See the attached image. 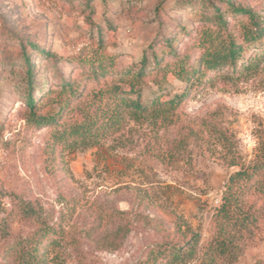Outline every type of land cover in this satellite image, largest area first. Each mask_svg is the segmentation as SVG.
Instances as JSON below:
<instances>
[{"label": "rangeland", "instance_id": "rangeland-1", "mask_svg": "<svg viewBox=\"0 0 264 264\" xmlns=\"http://www.w3.org/2000/svg\"><path fill=\"white\" fill-rule=\"evenodd\" d=\"M187 1L0 0V264H13L5 250L25 231L17 221L5 233L3 222L27 203L55 219L60 212L71 215L69 228L87 264H141L151 248L172 242L178 221L199 235L200 246L209 241L225 182L263 154L264 57L242 69L261 54L259 41L246 47L234 66L207 71L198 62L205 48L228 32L241 42L245 17L223 13L227 4L264 14V0H207L223 13L221 27L208 19L211 12L180 9ZM30 44L37 49L31 51ZM41 48L51 54L48 60H40ZM22 51L37 79L39 116L58 111L63 82L78 81L84 93L96 92L111 86L116 73L140 68L143 56V100L154 93L169 100L199 79L167 119L125 117L122 127L98 144L69 145L55 139L59 126L29 121ZM98 57L110 67L107 84L85 79L84 63ZM179 63L201 76L196 72L200 77L181 82L170 70ZM231 152L237 166L227 162ZM252 200L263 219L234 264L264 261V196ZM111 232L118 235L115 250L107 245Z\"/></svg>", "mask_w": 264, "mask_h": 264}, {"label": "trees", "instance_id": "trees-1", "mask_svg": "<svg viewBox=\"0 0 264 264\" xmlns=\"http://www.w3.org/2000/svg\"><path fill=\"white\" fill-rule=\"evenodd\" d=\"M184 7H189V10L197 8L203 13L211 12L212 15L208 19L220 27L226 26L223 13L230 11L235 16L245 17L238 32L241 42L228 32L220 43L210 44L198 62L203 69L214 71L228 64L234 66L241 60L246 47L259 41L261 50L257 52L260 51L261 54L255 58L251 57L246 64L244 62L242 69H252L260 58L264 57V14L236 8L230 4H227L222 13L207 0H189L179 6L180 9ZM219 34L220 30H217L216 36ZM210 38L212 39V34ZM172 41H166L168 52L171 54ZM30 49L33 51L37 46L30 44ZM38 55L42 57L40 60H48L51 57L43 48L38 49ZM20 58L26 67L24 101L29 109V121L36 127L59 126L60 129L55 130L57 141H66L69 145L82 147L96 145L105 139L108 133L118 131L125 117L147 122L167 119L187 97V90L199 79L193 78V83L189 84L186 91L174 95L169 100H164L162 95L157 93L143 100V77L147 63V58L143 56L140 68L133 67L127 72L116 73L115 80L111 79V86H104L96 92L84 93L78 81L63 82L56 98L58 111L53 116H39L40 101L37 103L34 97L38 84L31 58L24 51L21 52ZM102 59L103 57H98L84 63L87 81L102 80V83H108L105 79L111 70ZM152 62L154 68L159 67L155 54ZM170 70L177 79L185 83L192 77L201 76L197 69L191 70L180 63ZM196 72V75L200 76L194 75ZM65 118L66 120H63ZM262 150L263 154L256 162L248 167L241 165L225 182L221 203L214 210L213 232L205 245L200 246V237L191 227L178 221L172 242L151 248L141 264H186L193 260H198L199 264H234L258 234L259 224L263 219L262 208L257 207L256 202L252 200L253 195L264 196V148ZM229 155V165L237 166V154L231 152ZM21 211L18 215H9L8 220L3 222L2 229L5 233L17 221L25 228V231L13 240L12 245L6 248V260L12 258L13 264H87L78 247L79 238L74 236L69 228L71 215L65 216L60 212V217L55 219L53 216L38 213L29 203L25 204ZM91 231L95 232L94 229ZM115 233H110L111 239L107 242V245H115L112 246L114 250L118 247V235ZM255 264H264V261Z\"/></svg>", "mask_w": 264, "mask_h": 264}]
</instances>
